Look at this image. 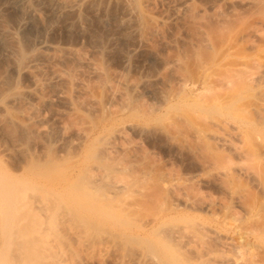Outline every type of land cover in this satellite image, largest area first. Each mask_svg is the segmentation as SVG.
<instances>
[{"label": "rangeland", "instance_id": "1", "mask_svg": "<svg viewBox=\"0 0 264 264\" xmlns=\"http://www.w3.org/2000/svg\"><path fill=\"white\" fill-rule=\"evenodd\" d=\"M21 2L0 0V179L20 180L33 171L70 175L75 165L81 166L73 183L91 182L86 195L94 208L95 225L88 232L95 235L107 229L119 235L121 243L117 250L102 252L70 239L67 264H131L138 255L141 264H153L154 257L168 264L159 254L152 258L147 251L140 254L139 248L163 240L148 219L174 202L179 205L168 222L192 228L196 235L200 232L195 241L168 232L166 241L178 261L217 264L228 256L231 264H264V238L243 232L246 249L237 250L223 247L224 237L211 234V226L228 224L233 217L243 223L252 206L261 207L258 216L263 220L256 222L264 227V185L235 168L244 162L208 139L204 123L199 126L205 116L226 112L220 99L234 90L241 94L239 103L247 117L255 119L257 105L264 104V80L251 79L248 73L236 77L232 72L239 85L234 80L229 84L236 89L220 82L225 70L231 76L229 71L263 51L264 0H79L71 11L61 9L59 0H28L38 13L27 17L22 15ZM128 8L134 10L131 17ZM45 39L59 50L49 55L40 52L37 45ZM71 47L83 61L63 55L61 51ZM86 57L95 66L91 62L86 66ZM26 64L38 73L42 87L37 95L15 97L17 91L35 87ZM54 68L64 71V78L55 77ZM217 82L224 88L215 91ZM58 89L65 96H58ZM211 93L220 105L206 109ZM115 128L122 131L121 137L105 152V137ZM261 136L264 140V128L257 133L255 146L262 145ZM224 166L235 168L234 178L221 177L217 170ZM87 213L83 219L90 217ZM247 223L241 225V232ZM128 233L136 237L131 239Z\"/></svg>", "mask_w": 264, "mask_h": 264}, {"label": "bare ground", "instance_id": "2", "mask_svg": "<svg viewBox=\"0 0 264 264\" xmlns=\"http://www.w3.org/2000/svg\"><path fill=\"white\" fill-rule=\"evenodd\" d=\"M21 1H22L21 2L22 5H23V14L22 15L24 17L38 13L37 7H34L35 5L33 6L32 4H30L28 2V0H21ZM78 2H79V0H59V2H58L59 4L58 3L57 4L59 5V7L61 5V9L71 11V10H75L77 8V5H79ZM133 11H134L133 8L127 9L126 14L128 15V17H131L133 15ZM128 17H126V18H128ZM128 19H130V18H128ZM128 19H126V20H128ZM257 32H259V30H257V29L253 30L254 34H257ZM240 33H242V32H240ZM45 40L39 41V43L37 45V49L40 52H42L43 54L49 55V54H53V52L59 50L57 45L52 44L53 42L49 43V41L47 42V39H45ZM61 52H64L63 55H67V56L69 55V56L75 57L76 59H78V61H79V58H81V57L77 58L76 55H78V52L76 49H72V47H71V49L69 48L68 50L67 49L64 51L62 50ZM261 53H260L261 55L257 54L258 55L257 57L254 56V58L251 59V62H248V63L243 62V65L241 64L242 66L240 65L241 66L240 68L237 66V68H239L238 71L236 70L237 68L235 69V71H237V73H234L235 71H233V70L230 73V71L228 70L229 71L228 75L231 74V76H227V70H225V72H226L225 75L227 76V78H225L226 76L222 72L221 76L224 75L223 78L220 76H217L218 75L217 74V75H215V76H217V78H215V79L220 80V78H222L225 82V83H223V80L220 81V82H222V85L226 84L229 86L230 85L229 83L232 82V80H234V82H235V79H236L235 76L240 77V76H243V74L247 75V73H248V76L251 79H255L259 82H263V80H264V62H263L264 61L263 60L264 59V49ZM81 61H83L82 58H81ZM84 61L86 64V63L91 62L92 60L90 59V61H89L88 58H87V60H85V58H84ZM219 63H221V62H219ZM32 64L34 65V63H31L30 66H32ZM91 64H92V62H91ZM219 65H221V64H219ZM26 66H27V68L29 67L27 64H26ZM36 66L37 65L35 64V66H33V67L35 68ZM86 66H90V65L86 64ZM93 66H95V65H93ZM251 67H252V71L250 69ZM29 68L28 69L31 70V67H29ZM34 68H32V69H34ZM213 68H214V66H213ZM57 69L58 68L52 69L51 72L53 73V75L55 77L57 76L59 78L60 77L64 78L63 77L65 75L64 71L62 72V70H60V69L57 70ZM29 72H31L30 74H32V78L34 80L33 83H34L35 87L33 89L31 88V89L19 90L15 93V97H22L25 94H29V93L37 95V93L39 92V89L42 87L41 86L42 84H40V81L38 80L39 78L36 76L38 73L37 72L35 73V71H32V70ZM232 72H233V74H235V76H234L235 79L232 77V75H233ZM205 73H207V72H205ZM203 75H205V74H203ZM207 75H209V74H207ZM248 76H245V78ZM203 77H205V76H203ZM208 77H207V79L209 80ZM212 77H213V75H212ZM231 78H233V79H231ZM207 79H205V80H207ZM238 79H241V78H238ZM216 80H212V81L215 82ZM260 80H262V81H260ZM203 82H204V80H203ZM206 82L207 81L204 82V85L206 84ZM214 82H212L213 84L212 83H210V84H212V85L216 84V82L215 83ZM220 82L219 83L217 82V83L220 84ZM235 83H237V82H235ZM210 84H208V86H210ZM231 84H234V83L232 82ZM220 85L216 86L217 88L215 91H218L217 90L218 86L223 87L222 85L221 86ZM240 85H242V84H240ZM208 86L206 88L207 89L206 91L209 90L208 91V93H209L211 89H209L210 87L208 88ZM230 86H233V87H230L231 89L236 87L235 85H230ZM240 88H241V86H240ZM226 90H228V89H226ZM204 91H205V89H204ZM204 91L202 89L201 92L200 91L199 92L202 93ZM197 93L198 92H196L195 95ZM213 93H214V91H213ZM223 93H224V90H223ZM231 93H228L229 96H225L224 94L221 93L226 98L221 97L222 95L220 96V93L218 95L216 93V96L221 97V99H220V101L222 103L221 105H222V107H224L226 109V112L224 114H221L220 116L216 115L217 117L216 116L215 117H206L203 114L205 116L204 117L203 115H201L202 118L204 117L202 119L203 122H201V123L199 122L200 125L199 124L198 125L201 127V124L204 123L205 124L204 126H206L208 128L207 129V131H208L207 135L209 137V138L207 137L208 139H212L216 145L218 144V145H222V147L223 146L227 147V149H229L230 152L232 151L233 153H235L237 155V158L239 157L241 159V160L239 159L240 161L244 162L243 165H241L242 163L240 162L239 167L237 166L235 168H237L240 172H242V174H245V176L252 179V181L254 183H257L259 186L261 183H262V185H264L263 184L264 182H262V180L264 178V140H263L262 136L260 137L261 139L258 137V139H260V141L257 139L259 142H261V140H263V142H261L262 145L260 144L261 146H259V145L255 146L254 145L255 142L253 143L254 140L256 141L257 133L260 131V128H264V106H263L264 104L263 105L261 104V108H259L260 105H257V106H259V107H257L258 110L257 109H255V110L257 112L256 115H258V117L256 115H253L256 120L252 116H251V118H253V119H251L249 116L250 114L248 115L249 117L244 115V113L247 111L243 107L244 104L241 106L239 103L242 101V100L240 101V99H241L240 92L238 91V93H237V91L234 90L233 94H231ZM56 94L58 96H62V95L65 96L66 93L64 94V91H62L61 89L60 90L58 89ZM212 95L213 94L211 93L209 98L206 99L207 100V102L205 104L206 109L211 108V107H217L218 105H220L219 104L220 101L218 102V100H217L218 98L217 97L213 98ZM261 95L263 96V99H264V89H263ZM199 96H201V99H202V95H199ZM207 96L208 95H206V97ZM242 96H243V94H242ZM195 97L197 98V96H195ZM210 97H212V98L210 99ZM204 99H205V97H204ZM260 100H262V99H260ZM200 101H202V100H200ZM202 107L204 108V106H202ZM203 108H200V110L201 109L203 110ZM248 110H250V109L248 108ZM252 111H254V110H252ZM208 112H209V110H208ZM248 112L250 113L251 111H248ZM252 113L253 112H251V114ZM197 116H199V115H197ZM257 119H258V121H257ZM259 119H261V120H259ZM199 126H198V128H200ZM120 128H122V126ZM204 129L206 130V128H204ZM193 131H194V129H193ZM121 132L122 131H120V129L117 130L115 128L114 131H112L111 133H108L105 137V143L103 142L104 145L102 146V148H103L102 150L105 152H108L111 148L113 149L114 144H117L115 142L116 139L121 137ZM204 136H206V135H203V137ZM201 137H202V134H201ZM258 141H257V143H258ZM81 142H78L77 145H80ZM258 146L260 148H257ZM228 165H231V164H227V166ZM230 167L224 166L222 170H217V171H220V172L222 171L221 177L228 176V175H229L228 177H230V176L232 177L233 175H231V174L232 173L234 174L235 170L234 171L232 170L234 167L233 168H230ZM36 169H37V167H36ZM81 169H82L81 166L75 165L72 168V172L70 173V175L63 173V174L58 175V176H56V175L55 176H49L48 174H46L48 171L47 172L33 171L29 177H27V178L24 177L20 180H18V179L12 180L14 178H12L11 180H10V178H8V179L6 178L3 180L0 179V264H67V261L69 260L71 254H72V251H71L72 249L70 248V245L68 243V240H70V239L74 240L82 248H83V246H87V247H90L92 249H96L97 251H102V252H103V250L106 252L109 249H116L117 245L121 244L119 239H118L119 235L110 233L109 231H107V229H104L106 231L102 230L103 233L101 231H99L101 233H98L95 235H91L88 232V230L91 229L95 225V220L91 219L94 208L93 209L91 208L90 203H88V201H89L87 199L88 197L86 195V194H88L87 193L88 192L87 187H88V189L90 188L89 183H91V182L84 184V185H81V184L75 185V183H73L75 173H80L79 171ZM220 172L217 174H220ZM86 173H88V172H86ZM91 174H93V172ZM91 174H89V175L91 176ZM89 175H88V177H89ZM111 175H113V174H111ZM93 176H92V178H89V179H91L92 182L94 180ZM234 176H233V178H234ZM95 178H96V175H95ZM104 178H102V179H104ZM120 180H122V179H120ZM116 181H118V180H116ZM79 182H81V181H79ZM118 183H120V182H117L115 184H118ZM92 184H94V183H92ZM95 185H96V183H95ZM171 187L172 186L170 185L169 188H171ZM107 189H108V187H107ZM238 196H240V195H238ZM235 200H237V199H235ZM178 205L179 204L175 203V202L170 204V206L167 205V207L168 206L169 207L168 208L166 207L167 209L166 210L164 209L165 211L163 213H161L160 215H156V216L152 215L153 217H150V219H148L151 222L150 226L153 228V230H154V228L159 229L158 232L155 231L156 233H154V232L153 233L157 234V235L159 233V235L162 236L163 240L161 239L162 243L161 242L159 243V242L151 241L149 239V241H151V242L146 243V247L142 246L141 248H139V252H141L140 254H142L144 251L146 253V251H147L148 257L152 258V257H154L153 253H156V254H159L161 260L162 259L165 260L168 264H184L183 262L178 261V259L175 258L174 254L170 251L171 250L170 248L172 246L168 245L166 240H169V239L166 238L167 237L166 235H168V232H173L175 235H179L180 237H182V235L186 236L187 238L186 237L185 238L188 239L189 241H195V239H197L196 238L197 235L200 232L196 235L194 233L195 230H193L191 228V226H190V228L193 232L191 230H188L184 226L181 227V226L174 225L171 222H168L169 219L173 218V212H175L177 210ZM110 206H111V204H110ZM260 208L252 206V209L249 212L247 211L248 214L245 218L246 221L244 220V222H248L247 226L249 225L248 228H250V229H248L246 227L247 228L246 231L243 230L241 232L240 230L243 229L242 226H245V225H243L244 222L241 223L242 220H240V218L237 219L238 217L237 218L233 217L232 220L230 219L231 222L229 220L230 224L228 222L229 227H227L228 224H226V223L225 224L221 223V224H223V226H220L218 228L217 227L212 228V226H211V228H210L211 234H213L215 236L222 237L221 240H223V237H224V240L221 241L223 247H229V248L232 247V249L237 248V250H239V249L243 250V248H245V246L247 245V242L244 240V235L247 231L251 232L256 237H258V239L262 240L264 238V227H262L263 225L259 226L261 224L260 222L259 223H257L258 221L256 222V220H259V221L263 220V219H261L262 217L259 218V216H258L261 213ZM125 210H127V209H125ZM87 211L90 213V217L88 219H86V218L83 219L82 216H84V215L89 216ZM96 212H97V210L95 211V213ZM101 214L105 215L106 213L103 214L101 212ZM101 214H99V215H101ZM123 214H125V213L123 212ZM225 222H227V221H225ZM131 223H133V222H131ZM201 224H199V227L201 226ZM256 224H258L259 227H255ZM119 228H120V226H119ZM141 229H143V228H141ZM206 229H208V228H206ZM199 231H201V230H199ZM206 231H208V230H206ZM127 232H129V231H127ZM243 232H245V233H243ZM128 235H131V234L128 233ZM171 235H172V233H171ZM137 236L139 237V235H137ZM161 236H159V237H161ZM168 236H170V233ZM131 237L133 238L132 235L130 236V238ZM141 237H143L145 239L144 236H141ZM217 239H218V237H217ZM248 244H249V242H248ZM90 248H88V250L91 251ZM253 248L255 249V247H253ZM84 249H86V247ZM225 249L227 250V248H225ZM244 252H245V250H244ZM138 256L136 258H134V256H133V258L131 260L129 259L130 263L131 264H141L142 260H140L141 258L139 259ZM165 256L167 257V259ZM227 257L226 258L224 257L221 260H218V261L215 260V261L217 264L218 263L219 264H231L230 259ZM145 258H147V257H145ZM154 258H153V264H161L160 261H158ZM143 260H145V259H143Z\"/></svg>", "mask_w": 264, "mask_h": 264}]
</instances>
